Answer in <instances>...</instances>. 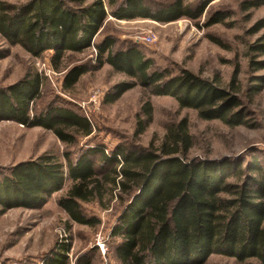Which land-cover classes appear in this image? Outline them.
<instances>
[{
    "label": "trees",
    "instance_id": "1",
    "mask_svg": "<svg viewBox=\"0 0 264 264\" xmlns=\"http://www.w3.org/2000/svg\"><path fill=\"white\" fill-rule=\"evenodd\" d=\"M213 1L169 0L162 8L153 9L146 0H73L77 3L73 5L66 0H28L22 4L0 0V35L36 57L52 50L56 68L67 53H81L94 41L98 68L109 64L133 79L113 85L105 102H115L141 84L152 94L172 96L182 108L196 109L203 119H220L236 126L248 119L242 108L237 109L239 98L221 86L218 77L204 78L188 69L172 75L155 68L154 60L137 44L117 48L114 34L95 41L109 16L161 23L182 17L198 19ZM263 3L245 0L241 8L247 11ZM228 16L224 11L210 14L206 26L223 22ZM253 48L264 49V44ZM4 56L0 51V58ZM89 69L86 64L72 65L64 75L63 87L73 88ZM45 82L43 74L33 71L0 87V121L49 129L67 144H75L77 136L91 135V121L70 106L54 103L35 110ZM263 86H254V92ZM143 114L137 135L153 118L150 100L144 103ZM187 123L184 118L170 125L160 145L145 150L119 146L109 153L102 145L88 148L76 158L67 151V164L52 152L19 161L0 172V217L13 208L41 207L70 179L66 194L58 199L59 206L71 220L95 227L101 219L86 214L81 202L100 199L103 203L104 189L110 185L111 192L118 189L123 204L111 229L116 264H202L213 254L241 262L256 258L264 264V177L235 189L233 196L223 195L231 190L227 179L233 165L220 160L186 159L192 146ZM96 155L100 168L94 161ZM70 249L65 242L56 245L43 264H71ZM73 264L94 262L85 252Z\"/></svg>",
    "mask_w": 264,
    "mask_h": 264
},
{
    "label": "rangeland",
    "instance_id": "2",
    "mask_svg": "<svg viewBox=\"0 0 264 264\" xmlns=\"http://www.w3.org/2000/svg\"><path fill=\"white\" fill-rule=\"evenodd\" d=\"M22 4L28 0H5ZM69 4L73 0H66ZM91 1V0H88ZM245 0H214L198 19L182 17L161 23L151 19L119 20L109 16L95 38L114 34L117 48L137 44L154 67L177 75L188 69L204 78L220 79L221 86L236 95L247 122L229 126L220 119L206 120L193 108H182L172 96L155 95L141 84L127 90L115 102H105L108 90L118 82L131 81V77L115 71L109 64L97 67L98 56L91 46L81 53H67L59 68L52 63L53 51L34 56L21 45H11L0 35V87L22 78L26 73L38 71L46 77L42 95L35 110L50 104L62 103L82 114L89 115L92 134L77 136L75 144L60 140L53 131L40 127H26L13 120L0 121V172L19 161L36 158L52 152L65 164L68 151L76 158L91 147L104 145L112 149L123 146L130 150H145L159 146L170 125L186 118L192 135V146L186 159L200 158L227 161L233 165L227 183L234 190L252 180L264 177V86L254 92V86L264 83V49L253 48L264 44V3L243 11ZM153 9L162 8L169 0H146ZM195 3L196 0H193ZM217 11L229 14L223 22L206 26L207 18ZM153 33V42H139L136 37ZM256 47V46H255ZM75 64L90 68L70 89L63 87L64 75ZM98 91L99 103L91 101ZM150 100L153 118L143 133L137 135L138 120L145 118L144 103ZM98 155L94 157L100 168ZM255 164L258 168H255ZM71 185L67 179L63 188L50 196L39 208H13L0 217V264H43L44 257L56 245H70L69 262L88 252L94 264H116L112 248L116 243L111 229L123 206L118 189L106 186L103 203L100 199L81 202L83 211L101 219L95 227L77 223L59 206L58 199ZM234 185V186H233ZM250 186V185H249ZM202 264H260L256 258L244 262L222 254L211 255Z\"/></svg>",
    "mask_w": 264,
    "mask_h": 264
},
{
    "label": "built area",
    "instance_id": "3",
    "mask_svg": "<svg viewBox=\"0 0 264 264\" xmlns=\"http://www.w3.org/2000/svg\"><path fill=\"white\" fill-rule=\"evenodd\" d=\"M136 40L139 41V42H145V43H150V42H153L155 40V35L153 33H148V34H142V35H139L136 37ZM92 47L94 48V50L96 52H98L97 48L95 47L94 45V41L92 42ZM98 91L95 92V94H93L92 98H91V101L95 102V103H99V100H98ZM87 117L88 119L91 121L89 115L87 114Z\"/></svg>",
    "mask_w": 264,
    "mask_h": 264
}]
</instances>
